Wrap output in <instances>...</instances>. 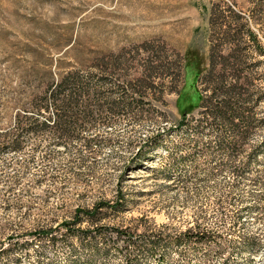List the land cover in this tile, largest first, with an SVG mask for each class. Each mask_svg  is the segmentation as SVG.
Masks as SVG:
<instances>
[{"label":"rangeland","instance_id":"obj_1","mask_svg":"<svg viewBox=\"0 0 264 264\" xmlns=\"http://www.w3.org/2000/svg\"><path fill=\"white\" fill-rule=\"evenodd\" d=\"M0 264H264V0H0Z\"/></svg>","mask_w":264,"mask_h":264},{"label":"trees","instance_id":"obj_2","mask_svg":"<svg viewBox=\"0 0 264 264\" xmlns=\"http://www.w3.org/2000/svg\"><path fill=\"white\" fill-rule=\"evenodd\" d=\"M68 81L69 79L62 80L60 84L55 85L54 90L51 92L53 98V105L56 110L60 111V113L57 115V119L53 121L54 128L56 129L54 133L59 134V136L63 138L68 137V130L70 126L77 123V121L75 122V120H77L76 115L79 114L81 96H86L83 97L85 100L84 108L86 106L91 107L92 100H90L89 96L93 93V91H90L89 89H85L84 91H82L81 85H78L76 90L70 91V93L65 95L63 99L56 100L57 87H61L62 85L68 83ZM69 84L75 86L77 84V79L73 78L72 82H70ZM217 89L221 91L220 97H222L223 100H221L220 103H217L215 105V110L217 113L216 117L224 120V117L226 116L228 110V104H229L228 100H230V97L228 95L233 91L234 87L228 86L227 88H225L223 82H221L219 87L214 89L215 93L218 91ZM200 103H201V98L199 99L198 107H200ZM123 198L124 197L121 196V199ZM121 199L119 198V200ZM119 202L120 201H118L117 203Z\"/></svg>","mask_w":264,"mask_h":264}]
</instances>
